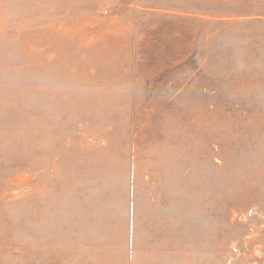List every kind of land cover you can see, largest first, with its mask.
<instances>
[{"label": "rangeland", "instance_id": "374dc122", "mask_svg": "<svg viewBox=\"0 0 264 264\" xmlns=\"http://www.w3.org/2000/svg\"><path fill=\"white\" fill-rule=\"evenodd\" d=\"M0 264H264V0H0Z\"/></svg>", "mask_w": 264, "mask_h": 264}]
</instances>
